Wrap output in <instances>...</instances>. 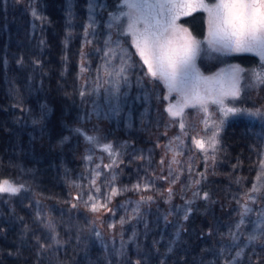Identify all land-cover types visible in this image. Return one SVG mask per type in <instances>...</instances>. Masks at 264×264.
Wrapping results in <instances>:
<instances>
[{
	"label": "rangeland",
	"instance_id": "obj_1",
	"mask_svg": "<svg viewBox=\"0 0 264 264\" xmlns=\"http://www.w3.org/2000/svg\"><path fill=\"white\" fill-rule=\"evenodd\" d=\"M110 4L111 0H0V125L5 122L9 128L4 136V152L14 158V151L27 147L33 138L47 154L34 160L23 156L18 162L20 170L14 173V181L2 178L16 184L32 179L33 188L49 198L47 203L39 205L37 201L42 197L29 189L23 188L15 195L14 202L20 213L18 231L26 230L32 240L29 256L35 264H121L126 241L144 239L145 242L150 240L149 245L143 254L131 253L128 256L130 264L133 258L141 264H150L151 256L153 260L158 259L159 264H174L173 256L178 255L181 261L187 252L192 264H226L235 256L233 249L221 242L213 244L207 237L197 240L199 244L170 247L167 245L170 231L165 226H171L175 220L185 225L184 216L191 207L187 215L194 228L196 225L201 229L210 226L212 235L218 234L219 239L232 232L239 236L240 230L237 232L235 226L225 222L232 219L231 215L239 209L241 196L250 191L253 184L264 193L261 186L264 185V170L259 161L262 144H250L252 146L245 152L243 149L244 163L238 166L233 137L239 129L224 132L221 138L224 147L220 150L223 158L229 152L232 168L223 165L205 177V184L214 195L207 198L206 205L200 197L204 193L201 184L197 183V178L192 180L185 169L181 170L179 179L170 180L161 165L179 164L181 159L182 166H189L191 157H197L192 142L204 141V137L207 140L216 130L215 127L206 129L205 117L210 116L209 124L220 125L225 116L219 111L220 106L211 103L207 113L199 107H185L178 121L185 127L174 132L177 129L175 118L167 108L169 104L182 105L181 94H169L162 82L146 76L136 55L132 56L134 67L126 74L127 79L117 77L115 72L120 61L105 56V52L116 48V41L129 53H134L135 48L131 38L122 34L127 28V18L124 16V21L114 19L112 11H107ZM33 11L42 19L34 17ZM122 11L127 9L120 8L118 13ZM84 35L88 38L85 48ZM233 65L245 70L241 73L242 80L245 76L249 78L243 83V94L235 100L226 99L225 105L242 108L246 103L245 115L256 114L251 123H261L264 121V84L252 78V72L260 71V65L251 69L240 58L233 59L231 54L206 49L196 59V66L205 77H215ZM205 87L214 85H201L202 95ZM61 119L67 122L64 128ZM75 124L85 136L74 133L77 131L71 128ZM161 131L163 136H158ZM61 132L67 133L65 152L54 150ZM139 133L141 145L122 152L121 143ZM114 134L116 146L109 140V135ZM89 136L94 139L89 141ZM45 140L52 142V149L43 143ZM108 141L112 150L119 146L115 155L96 148ZM215 154L210 150L211 159ZM115 162L119 164L117 167H113ZM66 186L77 191L78 208L59 206L55 202L67 197ZM113 188L118 194L109 200ZM150 194L155 199H149ZM90 196L94 199L89 200ZM13 197L0 194L1 208L8 206L11 200L13 203ZM134 202L138 203L135 209ZM93 203L106 206L91 211ZM44 204L54 217L51 227L43 223L48 213ZM95 214H102V217ZM7 215L8 209L4 218ZM260 218L241 231L246 238L247 234H255L257 225L264 220ZM121 219L125 223L121 224ZM186 226L188 228L189 223ZM50 230L60 232L74 243L56 255L51 248ZM89 234L94 235L95 242L86 246L85 238ZM240 238L244 240L242 249L246 257L242 256L239 264H257L248 255L256 246ZM41 245L48 248L47 253ZM198 246L204 250L208 247V253L196 254ZM160 247L164 259L159 256Z\"/></svg>",
	"mask_w": 264,
	"mask_h": 264
},
{
	"label": "snow or ice",
	"instance_id": "obj_2",
	"mask_svg": "<svg viewBox=\"0 0 264 264\" xmlns=\"http://www.w3.org/2000/svg\"><path fill=\"white\" fill-rule=\"evenodd\" d=\"M121 4L123 9H127L126 12L122 11V15L127 18V28L122 34L131 38L135 52L129 53L116 41V48H110L104 55L120 61L115 74L117 77L124 76L125 79H127L126 74L134 67L131 63L132 56H139L142 66L146 67V76L162 82L169 94L173 92L181 94L184 103L182 105L169 104L167 108L172 117H181L184 108L189 106L199 107L207 113L209 103L220 106L219 111L225 117L241 111L234 107H227L225 100L228 98L235 100L240 96L241 73L245 70L238 65H233L227 71L222 70L215 77L203 76L196 66V59L201 51L205 50V46L208 50L225 55L230 53L256 54L261 60L260 71H253L252 78L257 83L264 84V0H121ZM197 10H202L207 14V35L203 40L196 39L187 28H181L177 24L181 16L191 15ZM32 15L37 19H42L35 11ZM209 83L214 87H205L202 95L201 85ZM209 119L210 116L205 117L206 129L215 127L216 131L207 143V147L203 140L193 141L197 148L204 152H207L209 148L215 151L219 143L217 137L220 126L214 122L209 124ZM180 127L184 128L183 122L180 123ZM87 139L92 141L94 138L89 136ZM102 147L103 150L111 153V145L105 144ZM176 162L173 157V163ZM261 167L264 168V162L261 163ZM257 179L259 180L260 177ZM261 186L264 187V185ZM136 187L139 188V185ZM23 188L24 185H18L9 179L0 180V194L7 193L15 196ZM97 191H99L98 188ZM250 192L258 193L260 187L253 184ZM117 194L118 190L113 188L108 199L110 200L111 196ZM203 198L207 199L208 194L204 193ZM93 199L89 197V200ZM248 200L255 202V197L248 195ZM105 206L93 203L91 211H98L100 207ZM251 211L252 209L245 202L239 222L235 225L237 230L244 225L245 217ZM259 215L264 217V213ZM184 219H188L187 214ZM120 223L123 224L125 221L121 219ZM230 237L233 243L239 239L235 232L230 233ZM246 239L249 244L259 242L264 246V220L257 225L255 234H249ZM243 255L244 251L240 249L231 260L226 261V264H239ZM136 264H141V262L138 260Z\"/></svg>",
	"mask_w": 264,
	"mask_h": 264
},
{
	"label": "trees",
	"instance_id": "obj_3",
	"mask_svg": "<svg viewBox=\"0 0 264 264\" xmlns=\"http://www.w3.org/2000/svg\"><path fill=\"white\" fill-rule=\"evenodd\" d=\"M116 8H119V10L115 11ZM120 8H122L121 0H111V4L109 8L107 9V11L109 13L112 11L111 16L114 15L115 17H117V19L121 18V21L122 19L124 21V16L122 15V13L120 14L118 13L120 12ZM119 23H122V22H119ZM86 46H88V38L86 37V35H84L83 36V47L85 48ZM231 56L233 57V59L240 58V61H242L244 65L250 66L251 69L253 68V66L260 65L259 57L254 53H250V54L249 53H231ZM137 58L139 60L140 66L143 67L144 70H146V67L142 66L139 56H137ZM248 78H249L248 76H245L241 82V92H240L241 95L243 94V88H244L243 83L247 81ZM245 104L242 105V108L244 109L240 107H236L237 109H240L241 111L234 113V114H229L227 117L224 118L223 123L222 124L220 123L219 125L220 132H219V136L217 137L219 143L217 144L215 151H213L214 153H216L214 155V158L211 159V155H210V150L212 149L209 148L207 152L201 151L192 142V145L194 149L196 150L197 157L195 156L191 157L189 166H182L181 159H180L179 164H171V165H167L166 167L161 165L162 169L165 170L167 177L170 180H173L174 178L179 179V176L182 175L181 170L185 169L189 173L190 178L192 180L195 181V178H197V180L201 184V188L203 189L204 193L208 194V197L214 196L210 187L207 184H205V177L208 174H211L212 172H217L219 169H221L223 165H226L230 169L232 168V165L229 163V160H228V157L230 156L229 152H227V155L223 158V153L220 150L222 149V147H224V145L221 143V138L223 137V134L227 129H228V132H232L233 129L237 127L239 130L237 134H235L233 137V140L235 141L237 145V146H233L235 148V153H236L235 158H236L237 165L240 166L244 163L242 154H241L243 152V149L245 152L247 151V149H249L252 146L250 144H254L258 142H261L262 144V148L260 151L262 153L259 152V161L260 163L264 162V121H262L261 123L254 122L252 124L251 120L256 116V114L245 115L246 111L244 112V110H247L246 108L247 105L245 106ZM248 109L251 112L253 111L252 108H248ZM178 121H179V117H175L174 122L176 124L177 129L173 130L174 132H176L178 129L179 130L181 129ZM228 122H229V128H226ZM61 125L64 128L67 125L66 120L61 119ZM71 129L77 131L74 133L80 134L81 136H85V132H83L81 128L77 126L76 124L72 125ZM8 132H9V128L6 127L5 122H4L2 125H0V179L10 178L14 181L13 179L14 173L15 171L20 170L19 168L20 165H18V162L23 156H30L34 160V158L43 157V155L46 156V154L43 151L42 146L38 142H36L33 138H30V141L27 143V147L25 145L22 149H16L14 151V158H12L11 155L7 151L4 152V136ZM66 135H67L66 132H61V134L57 136V142H55L54 150H58L60 152L67 151V148H65L66 147L65 146ZM115 135L116 134L112 135V137L111 135H109L110 136L109 140L112 142V145L114 146H116V144L118 143L116 142ZM212 135L209 134L207 140L204 137L206 147ZM33 136L36 138L38 135L35 134ZM141 136L142 135H140L139 133V136H132V138L129 137L130 140L125 139L124 143H121L123 144V146L121 145L122 147L121 151L126 152L130 149V147H131L130 150H133L134 148L139 147L141 145L140 144ZM158 136H163L162 131L159 133ZM43 143L49 145L52 149L51 141L48 142L47 140H45ZM159 143H160V140L157 141V144ZM108 145H109V141H108ZM96 148H98L99 150H103L102 146H96ZM118 150H119V146L115 150L113 149L111 153L105 150L104 152L109 155H115L116 151ZM108 158H111V157L108 156ZM209 160H212L213 163L209 162ZM44 163H46V161H44ZM161 163H162V160H161ZM118 165H117V162H115L113 167H117ZM262 170H264V168H262ZM226 174L229 175L227 172V169H226ZM32 183L34 185L33 180L29 179L27 180V183L22 182V185H24V189H29L32 191V193L35 192L36 195L38 194L39 196L42 197L40 198L37 195L40 199L39 201H37L39 205H41V203H44V202L47 203V200L49 199L48 196L38 193L36 189L33 188ZM66 188H67V197L63 199L58 198V200L55 202L58 203L59 206L73 208V205H75L74 208H78L77 201L79 200V197H78L77 191L73 190L70 186L68 187L66 186ZM204 193L201 194L200 197L202 198V200H204L203 205H206L207 199L203 198ZM250 194L251 192L248 190L241 196V203L238 204L239 209L236 210L231 215L232 219H228L225 222V224L235 226L239 222L240 214L243 210V205L245 204V202H247L248 207L252 209V211L245 217L244 225H242L241 229H239L240 232L239 230L236 229V231L239 232V236H238L240 239L239 244L237 243V241L235 243L232 242L230 233L226 235L224 239H219L218 234L212 235L210 226H207L204 229H201L199 225H196V227L194 228L192 226L193 222L187 219V223L185 225L178 224L175 220L172 222L171 226H165L170 231L169 237L167 238V245L170 247H176L181 244H192V243L199 244L197 240L207 237L208 239L211 240L213 244H217L221 242L228 249H233L234 252L239 251L244 246L242 245V243H244V240L241 239L240 236L242 238H246L242 234L241 231L244 229L246 230L248 227H250L253 221L261 219L260 218L261 216L259 214L264 213V193L263 191L260 190V192L258 193H253L254 194L253 196L255 197V202L248 200V195ZM150 197L151 199H155L153 194H150ZM14 198L15 196L13 197V203L11 200V203L8 206L2 207V208L0 206V211H1L0 212V264H35V260L31 256H29L31 254L30 243L32 240H30V237L26 230H21V232H19L17 228V221H18V217L20 216V213L16 207ZM137 206H138V203L134 202L133 209H135ZM7 209H8L7 217L8 216L10 217L4 218L7 212ZM44 209H48V206L45 204H44ZM189 209L191 211V207H189ZM104 211L105 209L103 210V212ZM190 211H188V213ZM95 215H98L97 217L99 218L102 217V214H95ZM252 218H257V219H252ZM160 220H161V224L163 225L161 218ZM52 222L54 223V217L52 216L50 209H48V213H45V219L43 220V223L46 226H48ZM188 223H189V227L187 228L186 225ZM11 224L15 226H12ZM157 237L160 239L159 234H157ZM50 238L52 241V244H51L52 251H54L56 255H58L59 251L62 248L72 245L74 243V241L67 239L60 232L54 231V230H50ZM85 240H86V246H89L92 241L95 242L94 235L89 234L88 236H86ZM149 242L150 240H148V242H145L144 239H136L135 241L129 243L127 240L124 246V249L121 253L120 258L123 259V262L121 264H130V260L128 256L131 253L143 254L145 247L149 245ZM254 245L256 246L255 251L250 249L248 253V255H250V260L257 264L264 263V249H263L264 246L262 247L261 243L259 242ZM47 249L48 248L44 247V252H46ZM208 250H209L208 247L205 248L204 250L202 249L201 246H198L196 254L205 255L206 253H208ZM159 251H160L159 256H161V258L164 259L163 257L164 254L161 253V247L159 248ZM151 252L154 253L153 250ZM187 254L188 252L186 253V255L183 256V259L181 258V261L179 260L178 255H176V257L173 256L172 258H174V260L176 259L174 264H192V257L187 256ZM243 257H246L245 254L243 255ZM149 260H150V264H155V263L159 264L158 259L153 260V256H151ZM132 262L133 264H136L135 258L132 259ZM166 262L168 263L167 257H166Z\"/></svg>",
	"mask_w": 264,
	"mask_h": 264
},
{
	"label": "flooded vegetation",
	"instance_id": "obj_4",
	"mask_svg": "<svg viewBox=\"0 0 264 264\" xmlns=\"http://www.w3.org/2000/svg\"><path fill=\"white\" fill-rule=\"evenodd\" d=\"M177 24L183 28H187L194 37H198L203 40V35L207 33V14L202 10H197L192 12L191 15L181 16L178 19ZM241 82L242 79L240 80V83Z\"/></svg>",
	"mask_w": 264,
	"mask_h": 264
},
{
	"label": "bare ground",
	"instance_id": "obj_5",
	"mask_svg": "<svg viewBox=\"0 0 264 264\" xmlns=\"http://www.w3.org/2000/svg\"><path fill=\"white\" fill-rule=\"evenodd\" d=\"M36 150V149H35ZM47 155V154H46ZM50 162V161H49ZM47 163V162H46ZM12 180V179H11ZM19 185V184H18Z\"/></svg>",
	"mask_w": 264,
	"mask_h": 264
}]
</instances>
